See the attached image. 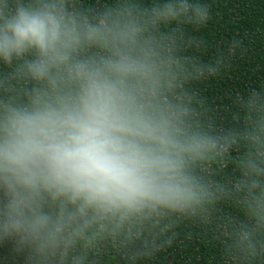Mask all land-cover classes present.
<instances>
[{
	"label": "clouds",
	"instance_id": "1",
	"mask_svg": "<svg viewBox=\"0 0 264 264\" xmlns=\"http://www.w3.org/2000/svg\"><path fill=\"white\" fill-rule=\"evenodd\" d=\"M208 20L194 0H0V241L32 264H136L192 222L223 264H264V90L214 126L186 85L223 59L184 55L201 42L182 27Z\"/></svg>",
	"mask_w": 264,
	"mask_h": 264
},
{
	"label": "trees",
	"instance_id": "2",
	"mask_svg": "<svg viewBox=\"0 0 264 264\" xmlns=\"http://www.w3.org/2000/svg\"><path fill=\"white\" fill-rule=\"evenodd\" d=\"M157 0H140L150 7ZM163 2V0H160ZM209 6V20L201 26L183 25L186 38H193L200 47L188 49L184 55L194 57L204 64H215L222 57L223 63L216 76L193 81L186 85L193 91L207 109V117L214 126L225 129L239 127L233 119L238 111L236 98L252 90H264V0H194ZM115 0H80L88 9L102 10ZM175 24L162 28L168 31ZM233 41L239 42L234 55H229ZM9 69L0 64V73ZM237 153L232 152L235 157ZM233 174L229 163L223 179ZM223 211L240 215L239 210L224 206ZM242 218V216H241ZM113 253L99 258V264H126ZM0 264H32L28 250H19L11 240L0 241ZM136 264H223L220 245L213 231L199 223H184L176 231L170 246L155 256L141 259Z\"/></svg>",
	"mask_w": 264,
	"mask_h": 264
}]
</instances>
